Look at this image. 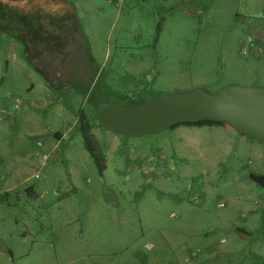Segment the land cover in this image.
<instances>
[{"label":"rangeland","instance_id":"374dc122","mask_svg":"<svg viewBox=\"0 0 264 264\" xmlns=\"http://www.w3.org/2000/svg\"><path fill=\"white\" fill-rule=\"evenodd\" d=\"M67 1L71 8L57 16L0 13L8 113H0V174L35 159L23 183L12 174L7 181L19 184L0 188L10 189L0 194V264H171L176 254L147 246L160 232L185 237L191 258L206 239L232 248L236 226L249 231L239 255L259 259L264 190L249 174L264 175L263 143L250 140L257 154H242L243 146L221 153L220 139L215 145L202 135L199 146L184 150L166 129L120 135L115 144L100 134L107 130L97 125L94 95L83 91L94 88L106 102L126 106V99L198 87L213 94L230 85L264 86V0ZM11 56L24 63L23 73L8 63ZM39 74L59 89L57 100L37 95L40 104L28 107V87L34 79L44 83ZM81 110L107 162L102 176L81 146ZM52 134L64 139L55 145ZM30 184L43 200L26 195Z\"/></svg>","mask_w":264,"mask_h":264},{"label":"water","instance_id":"95a60500","mask_svg":"<svg viewBox=\"0 0 264 264\" xmlns=\"http://www.w3.org/2000/svg\"><path fill=\"white\" fill-rule=\"evenodd\" d=\"M97 121L103 129L128 138L209 121L264 144V86L230 85L213 94L198 87L132 106L101 102Z\"/></svg>","mask_w":264,"mask_h":264},{"label":"crops","instance_id":"0c3cea01","mask_svg":"<svg viewBox=\"0 0 264 264\" xmlns=\"http://www.w3.org/2000/svg\"><path fill=\"white\" fill-rule=\"evenodd\" d=\"M249 16V15H247ZM263 26V25H261ZM263 28V27H261ZM8 63L11 65L13 64V68L15 71H21L23 73V71L25 70V65L24 63H22L21 61H19L16 56H11V58L8 60ZM13 72V70H12ZM42 79L44 80V83H40L38 81V79H34L33 83L30 84V86L27 89V94H26V101L28 104V107H32L35 106L37 107L40 103L39 101L36 100L37 98H40L38 96H42L40 98L41 101L46 100L47 97H51V94L53 96V98L56 99V94H54L58 88L53 89V88H49L47 86L48 81L41 75L39 74ZM5 82V81H4ZM9 84L8 86H11V84L13 83V81L8 80ZM2 84V83H1ZM0 84V86H1ZM47 87H45V86ZM49 85V84H48ZM2 91L0 90V109L2 110L0 113L2 115V117H6L8 116L6 113V104H5V100H4V96L1 95ZM38 95V96H37ZM52 99V97H51ZM19 102V100H18ZM45 102V101H44ZM43 102V104H44ZM43 104H41L40 106H42ZM5 105V106H4ZM19 105V104H18ZM17 105V107H18ZM226 126V125H225ZM94 129L92 128V133H94ZM107 132V131H106ZM101 133L100 134L102 136H104L103 138H107L108 140L113 141L115 144L118 140H120V135L117 134H113V133ZM170 135L172 138H174L175 143L177 145V143H181V147H184L185 149H191V148H195L197 146H199L200 144V140L199 137H201L202 135L208 137V136H212L213 138V142L216 145L217 141L220 139V143H221V149L219 152L221 153H234L236 154L237 149L239 148V146H243V150H242V154L243 153H247V154H251V153H259V150H257V148H255L254 144L255 143H251L252 141H250L251 139L247 140V139H242V138H238L236 137L233 138L232 137V133H230V131L228 129H226V127H221V126H202V127H188V126H177L176 128L172 129L170 131ZM52 137H54L55 140V145H57V143L59 141H62L64 139V135L63 136H54V134H52ZM202 138V137H201ZM254 142V141H253ZM202 143V142H201ZM178 146V145H177ZM179 147V146H178ZM195 151L196 153H198L201 158L202 155L201 153H199V150H192ZM209 151V150H207ZM39 158V154H36ZM28 157V156H27ZM40 159V158H39ZM203 159V158H202ZM39 161V160H38ZM33 162H35V159H33L32 157H28L25 162L19 166H13V164H9V170H7V175L3 176L0 174V188L3 187H10V189H12L11 187H14L15 185H18L19 183H23L24 179L23 176L25 175V173L33 166ZM249 162V160L247 161ZM0 163H2L0 161ZM105 166L107 169V162L105 160ZM41 168V167H40ZM105 169V170H106ZM6 170V167H5ZM144 170H149L148 167L144 168ZM12 174H17L20 177V182L19 183H9V181H7L8 179H10L12 177ZM254 174V173H251ZM250 175V174H249ZM257 175V174H256ZM26 188V187H25ZM8 189V190H10ZM27 189H30L32 191V200L35 199L37 201H41L44 199L42 194H38L37 190L34 186V184H30L28 185ZM74 187L66 188L63 192H66L65 194H67L68 192L74 190ZM7 189H2L0 194L3 192H7ZM46 193V191L44 192V194ZM110 199H108L107 201L109 202ZM247 228H244L243 226H236L233 230L234 232L237 234L239 242H237V239L234 240V244L233 247L230 249H220V245H216V243H214L213 241L206 239L204 241V244L202 245V242L200 244V247H197L196 251L199 250L198 253H200V255H192L191 254V258L189 255L185 256V251L189 250L190 248H188V245H186V242H188L185 237L181 236L178 238V235L173 233V234H169V233H163V232H158L159 233V237L156 238L153 242H149V244L147 245L148 248H155L156 249V253L158 252H163L164 249L170 250L171 253L175 256V254L179 257L174 259V262L171 264H192L191 259L193 262L195 261V264H249L252 263L253 264H264V252L261 254V256H259V259L257 260H250V257L248 256H242L239 255L243 250L241 248L240 244V240L241 239H246L247 235L249 234V231L246 230ZM263 238V237H262ZM250 240V239H248ZM263 240V239H262ZM224 240L220 241V244H223ZM251 244V243H250ZM252 244L254 245V241H252ZM263 245L261 243H259L258 246V250H261L260 248ZM202 252H204V255L202 256ZM217 255H219L220 257L217 258ZM195 256V257H194ZM232 256H239L237 259L233 260ZM126 264V263H123Z\"/></svg>","mask_w":264,"mask_h":264},{"label":"trees","instance_id":"16d2710c","mask_svg":"<svg viewBox=\"0 0 264 264\" xmlns=\"http://www.w3.org/2000/svg\"><path fill=\"white\" fill-rule=\"evenodd\" d=\"M70 8H71V4L67 0H15V1L0 0V13L7 12V13H12L15 16H24V17L26 16H46V15L57 16V15H60L61 12L66 11ZM156 30L158 34L160 32L159 26L157 27ZM48 84L53 89H56L55 86L52 85L51 83L48 82ZM58 90L59 89H57V91ZM83 92L82 93L85 97L90 94L94 95V101L96 102L95 103L96 105L94 107V115L97 121V112H98L99 104L101 102H106V101L101 98L100 94H98L94 90V88L90 89V87H88ZM88 101H90V99H88ZM144 101H145L144 99H139L137 101L134 99H126V106L138 105ZM77 119H78V123H77L76 129L79 132L78 134L80 136L81 146L84 149V151L88 153L99 176H102L106 168L105 159H104L103 154L100 153L99 151L100 149L99 147H97L96 142L92 138L93 135L91 133V130L93 128V125L91 121L88 120L87 116L85 115V112L82 110L78 113ZM97 125L101 127L98 121H97ZM215 125L221 126L224 124L213 123L209 121L199 122V123H194V124H182V126H188V127L215 126ZM176 127L170 128L169 130H172ZM57 135L58 134H54V136H57ZM249 180L253 182L256 186L264 190V175L250 174ZM25 192L28 197H31L33 195L30 189H26Z\"/></svg>","mask_w":264,"mask_h":264},{"label":"built area","instance_id":"2783aa9c","mask_svg":"<svg viewBox=\"0 0 264 264\" xmlns=\"http://www.w3.org/2000/svg\"><path fill=\"white\" fill-rule=\"evenodd\" d=\"M15 102L18 103V100H15ZM37 145H39V143H37ZM34 177L35 178H39V175L36 174ZM196 199H198V197H195L192 200H196Z\"/></svg>","mask_w":264,"mask_h":264}]
</instances>
